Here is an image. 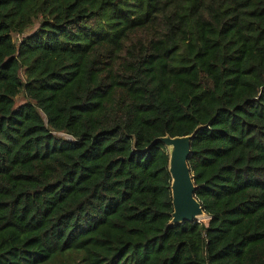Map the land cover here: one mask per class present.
<instances>
[{"label":"trees","instance_id":"obj_1","mask_svg":"<svg viewBox=\"0 0 264 264\" xmlns=\"http://www.w3.org/2000/svg\"><path fill=\"white\" fill-rule=\"evenodd\" d=\"M0 264H264V0H0Z\"/></svg>","mask_w":264,"mask_h":264},{"label":"water","instance_id":"obj_2","mask_svg":"<svg viewBox=\"0 0 264 264\" xmlns=\"http://www.w3.org/2000/svg\"><path fill=\"white\" fill-rule=\"evenodd\" d=\"M192 139L193 135L175 138L166 136L156 139L151 144L162 143L168 154V172L171 178L170 190L173 207L168 226L199 223V218L205 215L195 197L196 187L187 164L191 153Z\"/></svg>","mask_w":264,"mask_h":264},{"label":"rangeland","instance_id":"obj_3","mask_svg":"<svg viewBox=\"0 0 264 264\" xmlns=\"http://www.w3.org/2000/svg\"><path fill=\"white\" fill-rule=\"evenodd\" d=\"M35 28H36V25H35L32 29L28 30L27 33H26V35H30V34H32V32L35 30ZM13 39H14V40H17V37L14 36ZM24 102H25V99L22 97V95H20V96L16 99V104H17V105L24 104ZM207 219H208V218L205 216L204 219H202L200 222H205Z\"/></svg>","mask_w":264,"mask_h":264},{"label":"bare ground","instance_id":"obj_4","mask_svg":"<svg viewBox=\"0 0 264 264\" xmlns=\"http://www.w3.org/2000/svg\"><path fill=\"white\" fill-rule=\"evenodd\" d=\"M204 217H205V215H204V216H201V217L199 218V221H201L202 219H204Z\"/></svg>","mask_w":264,"mask_h":264}]
</instances>
